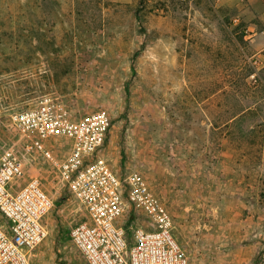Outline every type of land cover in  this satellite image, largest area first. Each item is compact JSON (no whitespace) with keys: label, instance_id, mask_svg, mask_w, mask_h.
I'll list each match as a JSON object with an SVG mask.
<instances>
[{"label":"rangeland","instance_id":"obj_1","mask_svg":"<svg viewBox=\"0 0 264 264\" xmlns=\"http://www.w3.org/2000/svg\"><path fill=\"white\" fill-rule=\"evenodd\" d=\"M45 98L106 112L100 155L143 178L189 264H264V0H0V156L21 159L15 190L37 178L53 201L31 263L83 264L82 208L8 120Z\"/></svg>","mask_w":264,"mask_h":264},{"label":"built area","instance_id":"obj_2","mask_svg":"<svg viewBox=\"0 0 264 264\" xmlns=\"http://www.w3.org/2000/svg\"><path fill=\"white\" fill-rule=\"evenodd\" d=\"M8 120L29 138L26 151L55 168L60 183L82 208V220L69 229L68 240L83 264H189L173 235L170 214L143 178L137 173L119 177L100 155L110 127L106 112L75 120L62 103L45 98L35 107L10 113ZM53 139L70 144L60 162L47 146ZM22 170L13 150L1 154L0 216L7 224H0V264H32L33 252L48 235L45 219L53 201L37 178L15 190ZM131 211L134 217L126 218ZM137 212L146 217L142 224Z\"/></svg>","mask_w":264,"mask_h":264}]
</instances>
